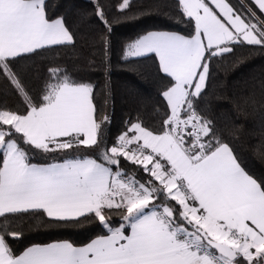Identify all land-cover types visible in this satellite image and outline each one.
<instances>
[{"label": "snow or ice", "instance_id": "snow-or-ice-1", "mask_svg": "<svg viewBox=\"0 0 264 264\" xmlns=\"http://www.w3.org/2000/svg\"><path fill=\"white\" fill-rule=\"evenodd\" d=\"M175 8L190 30L148 31L124 48L126 58L156 60L159 125L130 118L109 144L92 83L53 66L33 90L19 68L54 46L75 48L76 32L48 0H0V81L20 98L18 108L0 107V264H264V178L244 166L241 126L220 128L205 102L214 61L238 47L264 52V0ZM118 10L150 12L134 0ZM96 15L110 32L99 5ZM108 47L103 34L105 56ZM235 103L238 116L257 103L264 111V83L259 101L252 93ZM252 147L264 161V141ZM33 218L104 231L82 246L60 240L17 252L12 242Z\"/></svg>", "mask_w": 264, "mask_h": 264}, {"label": "trees", "instance_id": "trees-1", "mask_svg": "<svg viewBox=\"0 0 264 264\" xmlns=\"http://www.w3.org/2000/svg\"><path fill=\"white\" fill-rule=\"evenodd\" d=\"M121 0H48L49 12L63 16L77 34L75 48L54 46L40 55L21 60L19 68L29 87H40L41 77L49 67L60 66L76 79L95 86V102L101 115H108L105 129L111 144L124 130L128 119L138 117L150 127H158L163 110L158 107V92L163 86L156 70L155 58H126L127 43L148 31H178L186 33L190 26L176 15L175 0H134L137 6L150 9L142 16L118 10ZM102 7L111 24L108 32L97 17ZM109 40L107 55L100 51V36ZM236 57H245L235 63ZM264 83V52L238 47L233 55L213 62L212 78L205 102L217 125L229 130L241 126L236 140L244 166L256 177L264 178V161L256 155L253 145L264 141V111L259 104L249 107L238 116L235 98L254 93L260 99V85ZM20 98L0 81V107L18 108ZM40 157L37 156L38 162ZM119 223V217H114ZM104 231L96 222L52 226L39 219L24 221V235L12 242L13 248L23 251L32 244L68 240L77 246L88 243Z\"/></svg>", "mask_w": 264, "mask_h": 264}, {"label": "crops", "instance_id": "crops-1", "mask_svg": "<svg viewBox=\"0 0 264 264\" xmlns=\"http://www.w3.org/2000/svg\"><path fill=\"white\" fill-rule=\"evenodd\" d=\"M231 2L234 4V5H237L239 6L242 2H245V0H231ZM146 34V33H145ZM55 242V241H54ZM51 243V242H49ZM46 244V243H45ZM82 246V245H81Z\"/></svg>", "mask_w": 264, "mask_h": 264}]
</instances>
